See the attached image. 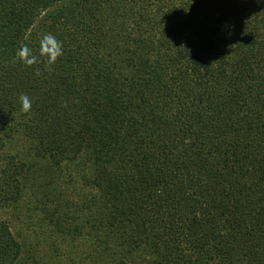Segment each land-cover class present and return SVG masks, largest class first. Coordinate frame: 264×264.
I'll return each mask as SVG.
<instances>
[{
    "label": "trees",
    "instance_id": "obj_1",
    "mask_svg": "<svg viewBox=\"0 0 264 264\" xmlns=\"http://www.w3.org/2000/svg\"><path fill=\"white\" fill-rule=\"evenodd\" d=\"M47 34L54 64L16 59ZM71 172L108 264H264V4L0 0V211L39 195L43 226L83 234ZM26 240L0 217V264H59Z\"/></svg>",
    "mask_w": 264,
    "mask_h": 264
},
{
    "label": "rangeland",
    "instance_id": "obj_2",
    "mask_svg": "<svg viewBox=\"0 0 264 264\" xmlns=\"http://www.w3.org/2000/svg\"><path fill=\"white\" fill-rule=\"evenodd\" d=\"M82 184L80 176L74 172L66 173L58 182L59 189L63 194V201L70 205L68 214L72 219L68 223L75 222L74 224L78 223L77 226L83 225V234L72 236L65 233L61 234L60 231L57 234V228L54 230V226H43L42 213L32 209L40 197L37 193L35 195L38 197L33 196L27 199L30 211L23 209L16 217L8 214L7 210L0 211V217L8 220L15 236L19 234L27 238L26 249H30L31 253L37 252L39 257L48 258L50 262L56 261L59 264H108L107 261H102L97 256V241L94 239L96 233L92 230L95 224H86L85 222V219H94V215L93 210L87 211L81 208L84 203V196L88 195L89 197V190L85 189ZM27 194L29 195L30 192ZM63 226L67 227L64 223ZM86 231L91 232L88 239H84Z\"/></svg>",
    "mask_w": 264,
    "mask_h": 264
},
{
    "label": "clouds",
    "instance_id": "obj_3",
    "mask_svg": "<svg viewBox=\"0 0 264 264\" xmlns=\"http://www.w3.org/2000/svg\"><path fill=\"white\" fill-rule=\"evenodd\" d=\"M258 3L264 4V0H257ZM27 39V36L25 37ZM64 54L63 43L54 35H44L39 42L38 55L34 53L33 49L27 43L21 42L16 52V59L25 67H32L42 59L46 58L49 65L54 64ZM35 74L40 75L39 69H35ZM21 106V112L24 114L30 113L32 109V100L26 94H21L18 97Z\"/></svg>",
    "mask_w": 264,
    "mask_h": 264
}]
</instances>
